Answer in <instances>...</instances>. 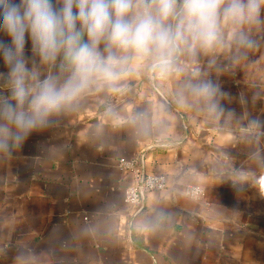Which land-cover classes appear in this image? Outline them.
I'll return each mask as SVG.
<instances>
[{"label":"crops","instance_id":"0c3cea01","mask_svg":"<svg viewBox=\"0 0 264 264\" xmlns=\"http://www.w3.org/2000/svg\"><path fill=\"white\" fill-rule=\"evenodd\" d=\"M244 30L254 47L226 27L222 47L170 71L134 60L115 90L90 88L0 150V264H264V7ZM208 82L217 110L190 88ZM121 160L167 188L129 206Z\"/></svg>","mask_w":264,"mask_h":264},{"label":"clouds","instance_id":"9594fccd","mask_svg":"<svg viewBox=\"0 0 264 264\" xmlns=\"http://www.w3.org/2000/svg\"><path fill=\"white\" fill-rule=\"evenodd\" d=\"M264 0H0V60L10 98L0 99V150L20 143L92 87L116 89L134 60L170 71L225 43L255 46L245 25L260 23ZM30 43L42 72L26 55ZM243 55V53H239ZM213 110L218 90L190 85ZM222 111V109H220Z\"/></svg>","mask_w":264,"mask_h":264},{"label":"built area","instance_id":"2783aa9c","mask_svg":"<svg viewBox=\"0 0 264 264\" xmlns=\"http://www.w3.org/2000/svg\"><path fill=\"white\" fill-rule=\"evenodd\" d=\"M120 166L133 173L136 184L130 186L125 192V202L131 207H139L145 194L154 191H163L167 188V179L162 174H146L138 161L128 162L121 160ZM202 191L198 188H190V196H199Z\"/></svg>","mask_w":264,"mask_h":264}]
</instances>
